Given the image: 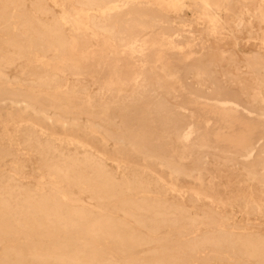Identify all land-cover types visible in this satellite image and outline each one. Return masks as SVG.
<instances>
[{
    "label": "bare ground",
    "instance_id": "6f19581e",
    "mask_svg": "<svg viewBox=\"0 0 264 264\" xmlns=\"http://www.w3.org/2000/svg\"><path fill=\"white\" fill-rule=\"evenodd\" d=\"M253 21L263 47L264 0H0V264H264V58L204 52Z\"/></svg>",
    "mask_w": 264,
    "mask_h": 264
},
{
    "label": "rangeland",
    "instance_id": "374dc122",
    "mask_svg": "<svg viewBox=\"0 0 264 264\" xmlns=\"http://www.w3.org/2000/svg\"><path fill=\"white\" fill-rule=\"evenodd\" d=\"M185 14H184L185 20L190 19V16H188V12H185ZM227 20H231V19H227ZM193 27H194V30L197 31L200 29L201 26L195 25ZM258 27L259 26L257 25V22L253 21V28H252L253 33L251 35L247 34V32H245V31H242L240 34H238V33L235 34L236 35L235 37L237 38V43L235 46L232 45V43H231L232 41L230 39H228L227 37H224V39L221 41H216V40L210 39L209 45L206 46L207 48L205 49L204 52H207V53L222 52L221 54L232 55L234 58H236L237 60H240L241 62L243 61L244 57H246V55L249 56L251 54H254L255 52H260V55L263 56V58H264V46L259 47V44H258V37L261 35L260 33L258 34V32H257ZM255 34H257V35H255ZM242 65L243 64H239L241 70L244 71L245 68ZM230 69H233V67H230ZM185 83L189 86H193V88H196L198 86V85H196V83H194V81H192L191 83H188V82H185ZM227 83L230 84L229 82H227ZM227 83H225V84H227ZM234 87L238 88L237 85L231 86L232 89H234ZM213 164H214V162L208 161V163L204 166L207 169H220L224 173L223 178H225V177H228V178H234V177L244 178V176L240 174L241 172L237 169H232V168H228L225 166H219L217 168V166H214ZM250 226H259V228H264V224H258V225L252 224Z\"/></svg>",
    "mask_w": 264,
    "mask_h": 264
}]
</instances>
